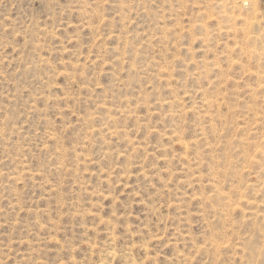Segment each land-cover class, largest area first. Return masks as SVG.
Wrapping results in <instances>:
<instances>
[{"label": "rangeland", "instance_id": "1", "mask_svg": "<svg viewBox=\"0 0 264 264\" xmlns=\"http://www.w3.org/2000/svg\"><path fill=\"white\" fill-rule=\"evenodd\" d=\"M0 264H264V0H0Z\"/></svg>", "mask_w": 264, "mask_h": 264}, {"label": "bare ground", "instance_id": "2", "mask_svg": "<svg viewBox=\"0 0 264 264\" xmlns=\"http://www.w3.org/2000/svg\"><path fill=\"white\" fill-rule=\"evenodd\" d=\"M222 7V6H221ZM225 21V20H224ZM259 57V56H258Z\"/></svg>", "mask_w": 264, "mask_h": 264}]
</instances>
